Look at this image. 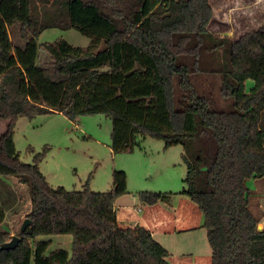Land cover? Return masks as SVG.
<instances>
[{"label":"trees","instance_id":"obj_1","mask_svg":"<svg viewBox=\"0 0 264 264\" xmlns=\"http://www.w3.org/2000/svg\"><path fill=\"white\" fill-rule=\"evenodd\" d=\"M40 1L50 9L41 17L30 11L21 26L25 44L0 57V119L7 121L0 175L27 184L31 197V225L17 233L15 249L1 248L12 234L0 229V264H171L149 229L117 220L116 200L128 192L125 170H113L108 192L88 182L67 190L52 187L41 171L44 153L33 163L20 159L17 120L56 112L71 121L108 115L114 153L133 151L139 136L181 145L182 193L204 215L211 264H264V228L248 187L264 180V26L238 39L216 35L210 0ZM49 27L75 28L90 44L45 43L51 62L38 65L37 38ZM138 195L148 204L170 196ZM4 217L1 208L0 223ZM55 234L73 236L71 254H46L49 243L38 238Z\"/></svg>","mask_w":264,"mask_h":264},{"label":"rangeland","instance_id":"obj_2","mask_svg":"<svg viewBox=\"0 0 264 264\" xmlns=\"http://www.w3.org/2000/svg\"><path fill=\"white\" fill-rule=\"evenodd\" d=\"M210 1L214 17L209 29L216 35L238 39L264 26V0ZM35 2L37 9L33 0L0 2L2 61L13 54L16 46L25 44L21 26L25 20H29L30 11L33 16L41 17L45 8L50 9L40 0ZM29 33L32 34L31 30ZM61 39L84 48L90 44V38L75 28H46L37 38L38 65L47 66L51 62L43 45ZM252 85L253 81L249 80L248 87ZM6 125L7 121L0 119V136ZM112 125L111 118L103 113L85 114L74 121L63 113L41 114L33 119L21 117L16 122L14 141L23 162L33 163L37 153H44L39 165L52 187L81 190L88 182L93 191L108 192L113 188V170L119 169L127 173L126 205H133L131 201H136V207L144 208L146 202L140 200V191L168 192L169 199L161 203L165 201L169 205L166 208L169 216L180 218L179 229L185 230L168 236L158 235V242L170 250L169 258L173 264L177 258L183 261L182 264H211V246L203 226L204 215L197 204L182 193L186 186L182 146L165 147L162 139L139 136L133 151L114 153L111 147ZM248 187L251 190L250 208L254 214L261 216L260 224L264 226V180L256 182L252 179L248 181ZM1 208L5 211V217L0 229L10 232L12 236L20 233L25 217L31 210L28 185L20 183L15 176L0 175ZM38 239L49 243L47 255L59 248L71 254L73 236L70 234L43 235Z\"/></svg>","mask_w":264,"mask_h":264},{"label":"crops","instance_id":"obj_3","mask_svg":"<svg viewBox=\"0 0 264 264\" xmlns=\"http://www.w3.org/2000/svg\"><path fill=\"white\" fill-rule=\"evenodd\" d=\"M56 113H60V112H56ZM254 180L257 182V181H261L262 179H254ZM124 195L120 196L116 200V204H115L117 220L121 226L124 227H130V226L134 227L136 225L144 226L145 228L149 229L152 232L153 236L157 241H158L157 239L158 235L165 234L168 236L175 232L185 230V229H179L181 224L180 218H175V216L173 218L169 216L170 214L166 211V208L169 205H167L165 201L164 203L163 202L161 203V201H159L156 204L146 203L145 207L142 208L140 206L136 207V205H138L136 201H131L133 205L124 204L125 203ZM131 209H133L134 211L132 212ZM162 245L165 247L164 244ZM168 251L170 253V250ZM168 259L170 263L173 264L169 257ZM182 263L183 261L180 260V258H177L175 264H182Z\"/></svg>","mask_w":264,"mask_h":264},{"label":"water","instance_id":"obj_4","mask_svg":"<svg viewBox=\"0 0 264 264\" xmlns=\"http://www.w3.org/2000/svg\"><path fill=\"white\" fill-rule=\"evenodd\" d=\"M30 225H31V219L26 218L25 221L23 222V225H22V228L20 230V233L24 232L26 230V228L28 226H30ZM258 230L259 231L263 230V226L261 224L259 225ZM20 240H21V238H20L19 235H13L9 242H6V243L2 244L1 248L3 250L15 249L19 245Z\"/></svg>","mask_w":264,"mask_h":264}]
</instances>
